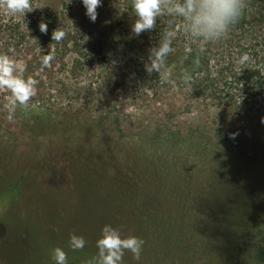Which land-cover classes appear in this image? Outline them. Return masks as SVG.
Instances as JSON below:
<instances>
[{"label": "rangeland", "instance_id": "1", "mask_svg": "<svg viewBox=\"0 0 264 264\" xmlns=\"http://www.w3.org/2000/svg\"><path fill=\"white\" fill-rule=\"evenodd\" d=\"M32 6L17 17L25 34L33 33L37 12L45 10L64 13L62 24L73 31L67 48L30 36L26 50L15 51L25 77L39 83L11 120L4 107L9 93L0 89V188L15 192L10 227L24 230L36 245L40 254L33 263L54 264L51 250L59 246L69 264H85L96 253L101 228L112 224L144 240L141 260L126 252L124 264H264L262 101L174 89L167 81L179 82L177 58L172 65L180 70L167 75L165 85L144 79L126 89L123 83L139 78L142 63L131 58L137 47L131 45V0H102L95 23L80 0H34ZM0 14L10 18L3 9ZM153 30L141 33L146 46L159 37ZM179 32L174 45L182 43ZM74 51L90 57L79 63ZM48 52L54 59L44 67L41 57ZM114 64L130 67L127 78L121 76L125 69L102 75ZM83 156L99 165L78 162ZM127 169L140 184L135 195L143 210L136 209L132 192L116 191ZM4 198L0 193V208ZM70 233L85 238L84 249L68 247Z\"/></svg>", "mask_w": 264, "mask_h": 264}, {"label": "trees", "instance_id": "2", "mask_svg": "<svg viewBox=\"0 0 264 264\" xmlns=\"http://www.w3.org/2000/svg\"><path fill=\"white\" fill-rule=\"evenodd\" d=\"M33 3L34 0H32V4ZM245 4L246 7L243 15L236 24L231 26L226 37L216 43L205 45L204 52H199L197 50L198 46L193 45V51L186 54L184 49L186 37L180 31L178 36L179 41H182V43L179 44L176 42L177 44L174 45L176 47V52L168 58V61L169 59L171 61L167 64V75L173 73L175 68L181 67V70L187 69L193 75L194 82L192 84V88H196L198 94L207 95V93L211 92V94L219 100L229 98L230 100H233L236 96H241L243 94L244 98L247 100V97L253 98L254 100H258L259 98L264 104V0H245ZM1 11L2 9H0V13ZM37 14L40 17V20L38 25H34V30L31 35L25 34L23 27H21L22 24L20 19H17V17H10L5 20V17L0 14V41L3 40L1 41L2 45L0 46V52H6L10 46L16 48L18 45L21 46V48L15 49V51H25L32 40L30 36H32V38L35 37L39 39L44 37L45 39H52V32L59 28L56 26L57 24L63 25V28L67 29H63L66 35L60 42L53 41L52 45L58 46L62 45L64 42L65 48H67V46H71L67 42V37H72L71 33H73V31H71L72 29H70L71 27L69 28L68 25L62 24V22L65 21L64 13H51L45 10V12H37ZM40 23L47 24V33H42L39 30ZM161 24L162 22L158 21V28L154 29L152 33L159 34L162 29ZM158 30L159 32H157ZM6 31H11L12 33H9L8 35L9 40H4V35H7ZM145 41L146 40L143 38L142 34L138 37H134V41L131 42V45L133 44L137 47L135 50L133 49L131 51V58H133L132 56L137 58H146L147 50L150 45L146 46ZM3 44H5L4 48ZM55 54H57V52H55ZM242 54H248L250 57L249 61L244 64L238 63L239 57ZM185 55H187L186 59H184ZM73 56H75L74 59L78 56L77 62L81 63L80 58L86 60L84 56L87 55L74 51ZM87 57H90V54H88ZM175 58L178 59L176 63H179L176 64L177 67L172 65V61L176 60ZM76 64H74L75 66L73 65L74 70ZM78 68L80 67H76V69ZM103 69L104 72L102 75H104L107 71L111 74L112 69L118 71L125 69L126 72L124 73V71H122L121 75L122 78H124L126 77L125 75L128 74V69H130V67L128 65L114 64L104 66ZM194 70L197 71L194 72ZM138 74L139 78L127 79V82L123 83V86H125L126 89L130 88L134 83H143L144 79H147L150 85L153 86L165 85V78L163 76L156 74L147 76L143 69V63H141L138 67ZM106 76H109V74ZM118 77L119 76L117 75V78ZM102 115L103 114L100 113L96 117L99 116V118H102ZM260 117L264 118V112L260 113ZM69 152L71 153V151ZM73 154L80 155L82 153L78 151ZM82 160L78 162L82 164L87 163V165H99L97 161L92 159L90 160V158H86L84 156ZM109 173L110 172H107L106 174L108 175ZM127 176L128 179L122 178L120 182H118L116 191L119 192L120 195L125 191L132 192L136 209L139 210L141 208L143 210L145 204L140 200L138 194L135 195L136 185L140 186V184L136 183L137 181H134L133 176H135V172L128 170ZM105 178L106 177L104 176L102 180L106 184ZM77 188L80 190L82 187L80 185L77 186ZM77 188L75 190H77ZM103 190L107 193L106 189ZM0 193L5 196L2 201V207L0 208V264H34L33 260L35 256L40 254L36 245L27 239V235L24 230H14L10 227L13 223L11 221L14 217L12 198L14 197L13 195L15 192L9 189L0 188ZM109 197L114 201L112 207V210L115 213L114 215L116 216L118 214V216H120V213H118L120 211L117 205L118 201H116L117 195L114 190Z\"/></svg>", "mask_w": 264, "mask_h": 264}, {"label": "clouds", "instance_id": "3", "mask_svg": "<svg viewBox=\"0 0 264 264\" xmlns=\"http://www.w3.org/2000/svg\"><path fill=\"white\" fill-rule=\"evenodd\" d=\"M85 8V16L95 23L97 8L102 0H80ZM245 0H131V12L135 22L131 25V32L135 36L151 32L158 28V21L163 18L164 26L159 32L156 43L147 50L146 58H142L144 72L148 76L153 74L163 76L167 80V64L170 55L176 52L174 40L177 31L186 37L185 53L193 51L197 45L199 52L205 51V45L220 41L228 34L231 26L236 24L244 13ZM0 9L8 17L25 16L34 7L32 0H0ZM39 30L47 33L48 26L39 24ZM64 30L52 32V40L60 42L65 38ZM42 51V50H41ZM12 53L13 55H9ZM15 48L10 46L6 52H0V89L9 93L5 97V109L11 120L18 106L26 107L36 94L39 81L31 76L25 77V69L13 58ZM187 58L185 55L184 59ZM53 55L43 54L41 62L48 67ZM250 59L248 54H242L238 63L244 64ZM182 63V61H181ZM174 89L180 86L191 91L194 77L187 69H182L179 82L167 81ZM235 134H233L234 138ZM87 241L82 235L70 233L68 247L73 251L85 248ZM144 240L135 235H124L122 230L112 224H105L95 242L96 253L85 264H124L126 252H130L137 262L141 260ZM54 264H69L67 252L62 247L51 250Z\"/></svg>", "mask_w": 264, "mask_h": 264}]
</instances>
